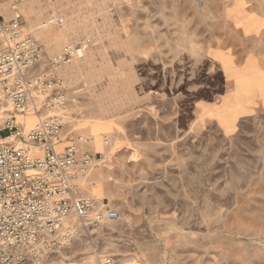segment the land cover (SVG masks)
Wrapping results in <instances>:
<instances>
[{"label": "rangeland", "instance_id": "1", "mask_svg": "<svg viewBox=\"0 0 264 264\" xmlns=\"http://www.w3.org/2000/svg\"><path fill=\"white\" fill-rule=\"evenodd\" d=\"M36 2L35 14L20 10L48 56L67 43L85 47L81 59L57 69L69 88L62 134L71 142L61 137L56 149L89 135L82 146L103 161L79 184L119 212L45 264H101L107 256L112 264H188L195 257L258 264L264 134L247 120L245 133L226 136L194 107L220 82L206 56L213 40L235 41L225 34L220 0ZM51 14L63 18L47 26L62 32L56 45L36 35Z\"/></svg>", "mask_w": 264, "mask_h": 264}, {"label": "built area", "instance_id": "2", "mask_svg": "<svg viewBox=\"0 0 264 264\" xmlns=\"http://www.w3.org/2000/svg\"><path fill=\"white\" fill-rule=\"evenodd\" d=\"M29 1L0 0V264H45L91 227L119 218L79 184L99 161L82 146L91 137L56 149L69 89L57 69L81 59L85 47L67 43L48 56L24 26L20 8ZM62 23L52 15L39 27ZM30 114L35 120L25 129L17 116ZM113 262L107 256L101 264Z\"/></svg>", "mask_w": 264, "mask_h": 264}, {"label": "crops", "instance_id": "3", "mask_svg": "<svg viewBox=\"0 0 264 264\" xmlns=\"http://www.w3.org/2000/svg\"><path fill=\"white\" fill-rule=\"evenodd\" d=\"M219 8L228 24L225 34L235 41L213 40L206 56L220 82L194 107L199 117L214 121L226 136L245 133L242 123L247 120L259 123L258 131L264 134V0H220ZM261 252L255 255L258 264H264V249ZM188 264H202V259L195 257Z\"/></svg>", "mask_w": 264, "mask_h": 264}, {"label": "bare ground", "instance_id": "4", "mask_svg": "<svg viewBox=\"0 0 264 264\" xmlns=\"http://www.w3.org/2000/svg\"><path fill=\"white\" fill-rule=\"evenodd\" d=\"M36 1L37 0H32V1H29L26 4L22 5V9L21 10L25 12L24 14H26L27 17L30 16L32 13H34V14L36 13V9H35L36 8L35 6L37 5ZM37 14H38V12H37ZM41 23H42V21L39 24H41ZM51 34H53V36H51ZM60 34L62 35V32L61 33H59V32H51V30L49 28H47L46 24H44L43 27H41V29H39L36 32L37 36H42V38H44V40H46L47 42L54 43L55 45L59 44L61 42L60 41V36H61ZM73 67H76V66L73 65ZM99 88H97V89H99ZM33 116L34 115H31V114L30 115H25V116H17V119L18 120L23 119L25 121V129H28L32 125V123L34 122V118H32ZM28 117H30L29 120H28ZM62 140L67 141V142H71L70 140H68L66 138V135L62 136ZM97 155H99V161L102 162L103 161L102 155H100V154H97ZM102 200H104V199H102ZM69 264H72V263H69Z\"/></svg>", "mask_w": 264, "mask_h": 264}]
</instances>
